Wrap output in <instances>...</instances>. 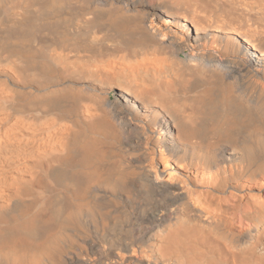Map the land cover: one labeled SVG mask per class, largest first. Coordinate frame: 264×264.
<instances>
[{"label":"bare ground","instance_id":"obj_1","mask_svg":"<svg viewBox=\"0 0 264 264\" xmlns=\"http://www.w3.org/2000/svg\"><path fill=\"white\" fill-rule=\"evenodd\" d=\"M0 264H264V0H0Z\"/></svg>","mask_w":264,"mask_h":264}]
</instances>
